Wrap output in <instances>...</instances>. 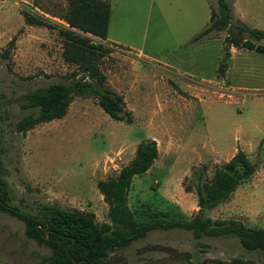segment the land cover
Wrapping results in <instances>:
<instances>
[{
    "label": "rangeland",
    "instance_id": "1",
    "mask_svg": "<svg viewBox=\"0 0 264 264\" xmlns=\"http://www.w3.org/2000/svg\"><path fill=\"white\" fill-rule=\"evenodd\" d=\"M70 1L0 0V177L7 203L39 218L46 205L92 212L99 225H111L98 182L116 178L141 142L155 140L158 159L128 193L137 221L190 220L199 209L198 175L210 180L242 150L258 165L256 173L206 216L264 229V54L226 46L227 30L195 40L210 25L217 0H111L110 53L100 67L106 88L132 111V123L113 120L93 97H75L64 118L17 131L20 120L37 112L23 108L29 93L76 80L56 28L65 25ZM231 5L232 25L264 31V0ZM24 13L51 27L27 25ZM253 42L264 47V39ZM50 254L26 237L21 220L0 212V264H47L42 257ZM237 259L264 264V252L248 251L234 237L196 240L173 229L109 252L105 264Z\"/></svg>",
    "mask_w": 264,
    "mask_h": 264
},
{
    "label": "trees",
    "instance_id": "2",
    "mask_svg": "<svg viewBox=\"0 0 264 264\" xmlns=\"http://www.w3.org/2000/svg\"><path fill=\"white\" fill-rule=\"evenodd\" d=\"M110 2L111 0L70 1L62 18L65 25L56 28L63 40V59L78 69L74 75L76 80L71 84L53 83L29 93L23 108L37 112L20 120L17 131L26 134L39 124L64 118L75 97H93L110 118L132 123V111L125 108L122 96L106 88L107 78L100 67L102 58L110 53L106 43L111 17ZM231 3L232 0H217L218 9L212 13L210 25L195 40L227 30L226 46L264 54V47L253 42L263 40L264 31L232 25ZM24 17L27 25L51 27L42 17L29 13H24ZM225 58H230L228 51ZM226 68L227 63H222L220 73ZM158 157L157 142L143 141L138 145L133 161L116 178L98 182V190L109 206L111 225H99L92 212L67 211L53 205L43 207L44 218L21 212L7 203L8 193L1 177L0 212L21 220L25 224L26 237L51 250L49 256L42 257V261L47 264H105L109 252L128 247L150 232L173 229L186 230L196 240L234 237L244 249L264 252V229L248 228L238 220L212 219L206 216L208 211L226 203L238 187L256 173L258 165L244 151L238 150L210 180L203 181L202 175H198L196 193L199 209L190 220L153 216L139 222L128 206V193L134 178L146 174ZM232 264L250 262L237 259Z\"/></svg>",
    "mask_w": 264,
    "mask_h": 264
},
{
    "label": "crops",
    "instance_id": "3",
    "mask_svg": "<svg viewBox=\"0 0 264 264\" xmlns=\"http://www.w3.org/2000/svg\"><path fill=\"white\" fill-rule=\"evenodd\" d=\"M108 42H109V41L107 40L106 43H107L108 45H110Z\"/></svg>",
    "mask_w": 264,
    "mask_h": 264
}]
</instances>
